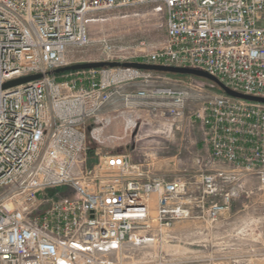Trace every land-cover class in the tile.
I'll list each match as a JSON object with an SVG mask.
<instances>
[{"label":"built area","instance_id":"built-area-1","mask_svg":"<svg viewBox=\"0 0 264 264\" xmlns=\"http://www.w3.org/2000/svg\"><path fill=\"white\" fill-rule=\"evenodd\" d=\"M150 3L165 11L164 42L132 59L101 36L98 60L199 69L264 97V0H0V264H138L112 256L152 223L162 232L214 220L239 195L264 194V103L132 66L48 74L90 43L92 15ZM35 73L43 77L1 88ZM194 123L205 153L186 176H155L150 162L108 150L129 147L143 128ZM59 186L70 190L49 197ZM254 220L264 232V204ZM258 254L264 260V245Z\"/></svg>","mask_w":264,"mask_h":264},{"label":"rangeland","instance_id":"rangeland-1","mask_svg":"<svg viewBox=\"0 0 264 264\" xmlns=\"http://www.w3.org/2000/svg\"><path fill=\"white\" fill-rule=\"evenodd\" d=\"M157 4L135 5L104 13H95L88 21L90 43L86 46L72 47L67 52L68 59L73 62L98 60V38L106 39L124 50L128 58H138L137 55L155 50L165 40V11ZM69 71L57 73L60 79ZM174 78L187 80L192 75L174 74ZM197 77V76H195ZM204 81L208 93H224L212 81L197 77ZM197 102H191L184 108V116L189 113ZM91 123V120H89ZM197 125L188 129H158L155 134L141 129L136 142L129 147L121 145L109 151L130 152L135 162L143 160L151 163V174L165 179L176 176H186L189 166L196 164V156L204 155L205 148ZM119 125L111 127L118 131ZM89 130L86 132L87 157L84 168L91 170L96 162L95 146L90 140ZM132 144V145H131ZM135 145V149L131 148ZM194 156V158H193ZM197 166V165H196ZM68 186H59L48 195L57 198L59 194L69 192ZM264 204V194L246 196L239 195L229 204L228 210L214 220L205 218L186 219L174 224L162 232L156 229L146 232L144 239H136V246H121L112 256L138 264H264L258 251L264 245V232L256 228L255 217ZM136 247V248H135Z\"/></svg>","mask_w":264,"mask_h":264},{"label":"water","instance_id":"water-1","mask_svg":"<svg viewBox=\"0 0 264 264\" xmlns=\"http://www.w3.org/2000/svg\"><path fill=\"white\" fill-rule=\"evenodd\" d=\"M132 66L140 69H146V70H154V71H160V72H166V73H174V74H187V75H192V76H197V77H202L205 79H208V81L214 82L216 85L221 88L225 94L235 97L236 98H241L243 100H249V101H255V102H261L264 103V97L260 96H252V95H247L243 94L240 92L233 91L232 89L225 87L218 78L215 76L209 75L207 72L199 69H193V68H188V67H176V66H169L168 65H159V64H147V63H142L137 62V61H124V62H119V61H107V60H88V61H82V62H76L70 65H66L63 67H58L53 70H49L48 74H57V73H62L65 71H75V70H82V69H91V68H100L104 66ZM43 77V73H35V74H30L26 75L23 77H18L9 81H6L3 83L1 86L2 89H7L11 88L14 86H18L20 84L27 83L28 81L32 80H37L39 78ZM52 191V189H50Z\"/></svg>","mask_w":264,"mask_h":264},{"label":"bare ground","instance_id":"bare-ground-1","mask_svg":"<svg viewBox=\"0 0 264 264\" xmlns=\"http://www.w3.org/2000/svg\"><path fill=\"white\" fill-rule=\"evenodd\" d=\"M136 239H137L136 237H135V238H132V239L130 240V242L125 243L124 246H125V245L127 246V245L129 244L130 246H127V247H131V246H134V245L136 246L137 244H140L141 242H140V241H136ZM138 240H139V239H138ZM137 246H138V245H137ZM107 248H108V246H104V247L101 248V251H102V250L104 251V250L107 249ZM110 248H111V247H110ZM135 248H136V247H135ZM113 249H114V248L109 249V250H111V253H112Z\"/></svg>","mask_w":264,"mask_h":264},{"label":"trees","instance_id":"trees-1","mask_svg":"<svg viewBox=\"0 0 264 264\" xmlns=\"http://www.w3.org/2000/svg\"><path fill=\"white\" fill-rule=\"evenodd\" d=\"M169 74H171V73H169ZM169 74H168V75H169Z\"/></svg>","mask_w":264,"mask_h":264}]
</instances>
